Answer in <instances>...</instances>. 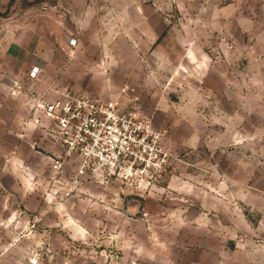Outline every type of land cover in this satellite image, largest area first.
Here are the masks:
<instances>
[{
	"label": "rangeland",
	"instance_id": "1",
	"mask_svg": "<svg viewBox=\"0 0 264 264\" xmlns=\"http://www.w3.org/2000/svg\"><path fill=\"white\" fill-rule=\"evenodd\" d=\"M61 91L134 104L165 169L55 173L25 122ZM0 264H264V0H0Z\"/></svg>",
	"mask_w": 264,
	"mask_h": 264
},
{
	"label": "built area",
	"instance_id": "2",
	"mask_svg": "<svg viewBox=\"0 0 264 264\" xmlns=\"http://www.w3.org/2000/svg\"><path fill=\"white\" fill-rule=\"evenodd\" d=\"M38 72V67H32L30 77ZM14 89L20 86L15 84ZM28 103L31 113L25 127L39 129L59 146L60 151L49 157L50 167L63 173L66 165L73 164L70 179L75 184L117 182L134 189L165 169L167 154L160 145V132L119 95L61 91L50 96L31 95Z\"/></svg>",
	"mask_w": 264,
	"mask_h": 264
},
{
	"label": "crops",
	"instance_id": "3",
	"mask_svg": "<svg viewBox=\"0 0 264 264\" xmlns=\"http://www.w3.org/2000/svg\"><path fill=\"white\" fill-rule=\"evenodd\" d=\"M41 133V132H40ZM42 137L40 138V142L44 143V146L49 150L51 153H58L60 151L59 146L51 142L43 133H41ZM45 140V141H44Z\"/></svg>",
	"mask_w": 264,
	"mask_h": 264
}]
</instances>
